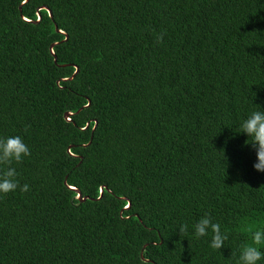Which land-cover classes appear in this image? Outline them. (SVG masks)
<instances>
[{
    "label": "trees",
    "instance_id": "obj_1",
    "mask_svg": "<svg viewBox=\"0 0 264 264\" xmlns=\"http://www.w3.org/2000/svg\"><path fill=\"white\" fill-rule=\"evenodd\" d=\"M253 111L264 0H0V138L31 152L0 264H236L264 228ZM205 214L221 250L194 235Z\"/></svg>",
    "mask_w": 264,
    "mask_h": 264
},
{
    "label": "clouds",
    "instance_id": "obj_2",
    "mask_svg": "<svg viewBox=\"0 0 264 264\" xmlns=\"http://www.w3.org/2000/svg\"><path fill=\"white\" fill-rule=\"evenodd\" d=\"M161 40L162 35L157 37L158 42ZM71 113H64L66 120H69ZM27 127H25V131H27ZM239 132L249 137L251 142L245 143L251 144L256 152L257 162L254 163L253 168L258 172H264V111H253L240 124ZM30 155L31 152L28 145L20 136L0 138V165H7L6 168L0 170V195H7L17 189L21 192L29 191L28 184L21 185L19 183L17 171L12 167V164L14 162L19 164L23 161V158ZM192 228L196 238L208 236L209 232H211L209 247L213 250H221L225 241L229 239L228 234L221 231V225L213 222L208 214H205L198 222L193 224ZM188 230L189 226L187 223L181 224L178 228V233L180 236H184L188 233ZM248 231L251 233V243L241 247L238 257L236 253H231L236 264H258L259 261L264 260V250L260 247L264 245V228H257L256 230L249 228Z\"/></svg>",
    "mask_w": 264,
    "mask_h": 264
},
{
    "label": "water",
    "instance_id": "obj_3",
    "mask_svg": "<svg viewBox=\"0 0 264 264\" xmlns=\"http://www.w3.org/2000/svg\"><path fill=\"white\" fill-rule=\"evenodd\" d=\"M74 189V188H73ZM75 191H76V193H77V198H79L80 200H83L82 198H81V196H80V193H79V191L77 190V189H74Z\"/></svg>",
    "mask_w": 264,
    "mask_h": 264
}]
</instances>
